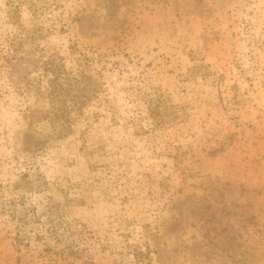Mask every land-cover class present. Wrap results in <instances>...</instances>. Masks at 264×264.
Returning <instances> with one entry per match:
<instances>
[{
	"label": "rangeland",
	"instance_id": "374dc122",
	"mask_svg": "<svg viewBox=\"0 0 264 264\" xmlns=\"http://www.w3.org/2000/svg\"><path fill=\"white\" fill-rule=\"evenodd\" d=\"M18 5L23 30L0 0V264H264V0ZM77 59L96 92L62 125L43 63Z\"/></svg>",
	"mask_w": 264,
	"mask_h": 264
},
{
	"label": "trees",
	"instance_id": "16d2710c",
	"mask_svg": "<svg viewBox=\"0 0 264 264\" xmlns=\"http://www.w3.org/2000/svg\"><path fill=\"white\" fill-rule=\"evenodd\" d=\"M21 1L22 0H6V5L9 6V10L7 11L8 19L18 28L21 27L17 16L20 6L18 4ZM23 28L22 26L20 30H23ZM25 39L27 38H23L19 34V38L17 35H14L9 40L11 46L9 62L10 68L14 73L21 71V59L23 58L20 59V57H18V51L20 48L22 49V41ZM83 58L86 57L83 56ZM77 60L80 69H78L79 71L75 74L69 71L66 72L62 64H54L51 60L43 63L44 71L51 76L46 89L47 98L52 106L51 116L63 123L62 125L69 122L70 110L75 108L79 109V107H81L83 97L90 98L92 95H95L96 92V84L92 76L81 68L83 66L81 59ZM32 64L35 67L38 66V62L34 61ZM87 94H89V96Z\"/></svg>",
	"mask_w": 264,
	"mask_h": 264
}]
</instances>
